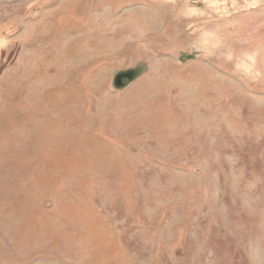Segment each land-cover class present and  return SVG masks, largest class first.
<instances>
[{"label": "rangeland", "instance_id": "1", "mask_svg": "<svg viewBox=\"0 0 264 264\" xmlns=\"http://www.w3.org/2000/svg\"><path fill=\"white\" fill-rule=\"evenodd\" d=\"M0 264H264V0H0Z\"/></svg>", "mask_w": 264, "mask_h": 264}]
</instances>
